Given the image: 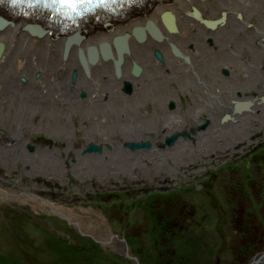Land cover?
Instances as JSON below:
<instances>
[{
  "label": "flooded vegetation",
  "instance_id": "1",
  "mask_svg": "<svg viewBox=\"0 0 264 264\" xmlns=\"http://www.w3.org/2000/svg\"><path fill=\"white\" fill-rule=\"evenodd\" d=\"M203 8L208 12L206 18H197L196 11L192 13L193 19L204 25L205 36L202 37L200 32L193 31L197 36V42L188 43L184 47L188 56L197 55L199 61L185 62V70L178 68L185 72H177L173 79L162 78L160 84L163 88H152L146 94L139 96L134 92L133 85L129 83L130 94H126V103L121 108L106 107L105 110H101L100 106L91 105L86 108L85 118L82 120L76 115L67 121L66 114L69 115L71 109L62 104L58 110L52 107L54 109L51 115L42 113L35 109L36 107L23 112L14 108H0V120L5 116H17L20 119L23 115L29 114L30 119L37 120L41 131L43 134L45 131V135L49 138L48 144L56 146L59 156H63L64 161L67 162L68 154H77L78 162L74 159L69 161L74 165L87 167L88 159H85L87 155L100 157L99 159L106 160L104 162L108 164L105 155H109L107 158L110 160L111 155L119 149L113 161L115 168L121 172L130 171L134 178L135 175L138 177L136 179L141 175L145 185L150 187L144 194H140L142 198L146 196V199L122 206V208L127 207L124 209L127 215L125 226L122 227L119 236L136 240L173 239L172 247H162L161 250L157 248L153 253L160 257L173 253L180 256L172 262L160 259L158 264H264V255L261 256L264 253V241L260 239L261 234L264 240V217L259 214L264 208L263 184L256 190L253 183L252 197L254 199L256 196L258 202L255 204L253 200L254 206L246 204V211L245 203L251 201H246L245 190L243 188L233 190V186L239 182L235 184L233 181V184H229L230 180H227L231 170H236L238 177L244 180L245 168L237 164L217 161L228 157L229 149L234 148L236 143H242L237 145V155L246 157L245 141L250 137L251 131L261 128L264 122V0H232ZM180 14L184 15L182 12ZM171 21L173 22V19ZM172 26L174 28V22ZM183 29L181 28V31ZM189 29L194 30L190 27ZM204 49L207 51L205 65L201 61ZM188 56L185 60H188ZM160 62L163 64L164 59L162 58ZM133 64L136 63L132 62L131 66ZM130 73L133 74L132 71ZM114 98L118 99L119 95H114ZM2 109L4 110L1 111ZM112 109L118 110V114L114 115ZM37 111L39 113H36ZM42 114L49 115L46 125L40 121L43 118ZM30 119H27L28 123L33 124ZM245 119L250 123L249 130L241 127ZM60 123L65 127H59ZM121 123L129 129V135L119 130ZM15 125L11 123L7 128H0V149H4L2 157L16 153V156H12L17 159L22 152L23 155L26 154L23 149L25 143L20 142L30 140V130L26 128L27 133L23 135L21 128ZM74 125L77 130L72 134L71 129ZM54 126L58 127L57 134L51 137L48 132ZM97 126L103 127V132L97 131ZM91 128L94 130L91 131ZM258 135L260 137L258 143H262L257 147L251 143L253 149L248 151L247 158L253 155L264 157V133ZM96 137L98 139H95ZM58 140L61 142L58 143ZM91 146L96 148L94 152L89 151ZM27 150L29 153L32 152L28 146ZM48 153L47 157L52 156ZM148 159H154L150 165ZM195 159L198 165H194ZM12 162L8 159L5 161L8 164ZM159 163L166 167L163 173L172 174L177 179L178 190L164 187L162 192L166 191V194L163 193L162 196L166 195L165 198L158 196L152 198L150 195L154 194V188L158 190L162 188L153 184L149 178L150 174L147 173L151 170L155 172L152 175L159 183L158 178L163 174ZM101 166V162H98L89 169L94 171ZM155 166L157 169H154ZM198 168L201 169V174L195 172ZM51 174L53 173L49 176ZM246 175L251 177L249 172H246ZM65 177L64 173L58 178ZM65 179L68 181L69 178ZM227 184L229 188H221L224 193L227 192L224 196L227 201L225 200V205L221 204L218 213L213 216L216 203L213 202L211 203L213 206L207 207L204 202L208 198L204 200L202 194L207 193L212 186L217 190ZM248 188L251 189L250 186ZM175 189L183 197L180 198L175 194L168 196ZM25 194L30 197L27 192L15 193L10 188L5 194L0 192V200L12 201L18 205L16 200ZM228 194L235 196V199L228 200ZM208 195L210 197H205L211 198V195ZM43 199L41 196L38 197L40 201ZM188 200H190L189 204ZM252 208H256L253 213ZM139 209L142 214L144 212L152 216L155 230H150L153 226L143 230L146 227L143 223L139 231L135 226L133 231L131 230L132 213ZM54 210H57V207H54ZM138 220L139 222H134L140 223L141 220ZM65 223L68 227L76 224L80 228L73 227L72 230L69 227V237H60L65 240L73 257L76 255L80 257L83 253L88 254L90 250L88 248L89 250L85 251V247L79 244V239L88 235L90 236L88 238H93L105 233L95 228L85 229L76 221ZM47 228L50 227L45 229ZM49 231L53 235L52 238L57 236L54 234V228ZM109 233L117 236L115 228ZM184 237L189 239V244L183 247L176 246L174 240ZM230 238L236 239L234 245L230 244ZM145 248L146 258L143 257L142 263L139 264H156L147 260L149 251L146 246ZM140 249L141 252L143 251L142 247H139L136 252ZM95 250L100 254L101 251ZM187 259L192 262L187 263ZM203 259L208 262L202 261Z\"/></svg>",
  "mask_w": 264,
  "mask_h": 264
},
{
  "label": "bare ground",
  "instance_id": "2",
  "mask_svg": "<svg viewBox=\"0 0 264 264\" xmlns=\"http://www.w3.org/2000/svg\"><path fill=\"white\" fill-rule=\"evenodd\" d=\"M8 1L0 0V108L23 112L36 107L51 115L52 107L58 110L62 104L71 109V115L66 114L68 121L76 115L81 120L85 118L86 108L91 105L100 106L101 110L121 108L128 93L122 89L124 83L132 84L134 92L141 96L152 88H163L160 84L162 78L173 79L177 72H185V62L199 60L197 55L188 56L184 47L197 42L193 31L205 36L204 25L193 19L192 12L196 11L197 18L203 19L208 15L204 6L232 0H83V3L77 2L79 12L85 13L77 22L80 24L71 23L64 27L61 25L63 21L54 16V9H46L54 2L57 5L58 0H38L39 4L17 0L13 6L8 5ZM95 1L98 5L92 4L89 13L81 11L85 4ZM112 2L117 7L111 9L114 17L109 18L107 14ZM97 16L107 20L99 18L97 21ZM169 17L173 19L174 28L173 22L167 20ZM187 23L194 30L191 31ZM81 24H85L83 28ZM135 26L140 27V40L130 34ZM181 28L184 29L181 31ZM119 38L126 39L125 45L115 46ZM187 56L188 60H185ZM162 58L163 64L160 62ZM206 59L204 49L203 65L207 63ZM132 62L136 64L131 66ZM73 73L74 80L71 79ZM103 94L109 95L105 97ZM113 94L119 98H114ZM113 109V114L117 115L118 110ZM49 115L42 114L40 121L46 125ZM59 127L65 126L60 123ZM120 127L123 134L129 135V129L122 123ZM57 129L54 126L48 134L52 137L57 134ZM75 130L76 125L71 129L72 134ZM99 130L103 132V127L97 126ZM3 150L0 149V156ZM115 154L109 161L115 160ZM20 155L18 160L23 161L25 157ZM86 158L88 168L98 162L105 163L95 155ZM8 160L18 162L14 156ZM51 164L44 161L33 166L31 171L59 170L52 168ZM61 175L53 173L50 176L58 178Z\"/></svg>",
  "mask_w": 264,
  "mask_h": 264
},
{
  "label": "rangeland",
  "instance_id": "3",
  "mask_svg": "<svg viewBox=\"0 0 264 264\" xmlns=\"http://www.w3.org/2000/svg\"><path fill=\"white\" fill-rule=\"evenodd\" d=\"M137 28L139 29L137 26L131 28L130 34H133V30ZM76 50L79 54L80 49L77 48ZM103 95L108 96L109 94ZM1 99L2 97L0 96V105ZM22 117L24 118L19 119L17 116H5L4 119L0 120V128H7L8 124L13 123L16 124L15 126L21 128L23 135L27 133L26 128L30 130V140L20 142L21 144L25 143L23 149L26 154H22V156L25 157L23 161H14L12 164L5 163L12 155L16 156V153L7 154L5 158L0 156L2 157L0 158V192L5 194V191L12 188V191L15 193L27 192L30 194V197L25 194L23 195L25 197L21 196L19 200H16L18 205L14 204L12 201L7 202L3 199L0 200V264H139L140 259L136 254H140L142 259L143 257L146 258L144 254L146 249L145 246L150 253L156 252L157 248L160 250L163 249L159 240L165 238H141L136 240L119 236L122 227L125 226V217L127 215V211L124 210L127 207L122 208V206L126 203L133 201L137 202L140 199L147 198L146 196L142 198L140 194H144L150 187L145 185L144 179L141 178L140 174L139 179H136L138 177L135 175L134 178L132 175L133 173L128 170L124 172L117 170L115 168V163H112L107 158L109 155H105L109 163H103L101 167L94 171L80 164L74 165L69 162L72 161V159L77 160L76 153L68 154L67 163L62 159L63 156H59L56 146L48 144L49 138L45 135V131L43 134L37 120L30 119L29 114L23 115ZM28 118L33 124L28 123ZM241 127L244 130L250 129L248 119H245L244 125ZM259 133H264V122L261 128L251 131L250 137L245 141L244 151L246 152V157L237 155V145L242 143H236L234 148L229 149L230 153L228 157H225L223 160H217L218 162L223 161L226 164L233 163L239 165L241 168H245V175H243L244 180L238 177L236 170L229 171L227 180H230L229 184H233V181L235 184L239 182V184L233 186V190L243 188L245 190V199L252 198L255 204L258 201L256 200V196L254 199L252 197V195H254L253 183L256 186V190L262 184L264 187V157L260 158L253 155L247 158V155L249 153L248 151L253 149L251 143L256 147L261 145L262 142L258 143L260 141ZM60 142L61 141L58 140V143ZM26 145L32 150L31 153L28 152ZM47 151H49V153ZM47 153L52 156L47 157ZM153 160L154 159H148L149 165ZM44 161L53 163L51 167H56L55 169L58 168L59 170L54 172H49L47 170L42 174L36 173L37 170L31 171L33 166L44 163ZM76 162H78V160ZM159 164L160 170L162 171L161 173H163L166 167L162 163ZM194 165H198L197 159L194 160ZM212 166H214V164H212ZM42 168L43 165L41 169ZM154 169H157V166H155ZM195 172L201 174V169L198 168ZM246 172H249L251 177H248ZM50 173L62 175L65 173L66 177L69 179L68 181H66V177L57 179L49 176ZM153 173L155 172L152 170L147 173L150 174L149 178L151 182L162 189L158 190L154 188L155 195L152 194L150 197L155 198V196H158L159 198H165L166 195L162 196V194L166 192H162L164 187H169V190L174 188L177 189L176 184L178 181L172 174H168L167 172L163 173L158 178L160 182L157 183L156 177L152 175ZM231 174L234 175L231 176ZM229 184L223 185L217 190H214L212 186L207 193L202 194L204 200L207 198L209 199L204 202L207 207L213 206L211 204L213 202L216 203V210L212 212L213 216L218 213L217 211H219L221 204L225 205L227 199H225L224 196L227 192L224 193L221 188H229ZM248 186H250L251 189H249ZM263 187L262 191L264 193ZM176 189L170 192L168 196L174 194L179 195L178 189ZM191 192L194 193L195 190H191ZM208 194L211 195V198H209L210 196ZM39 196L46 200H38ZM181 197L183 196H180V198ZM227 197L228 200L235 199V196L231 194H228ZM187 202L189 204L190 200ZM246 204L248 203H245L247 211ZM54 207H57V210H54ZM129 208L130 206H128V209ZM61 210L67 214V217ZM255 210L256 208H252L251 212L253 213ZM225 211L227 212V210ZM259 214L264 217V208L261 209ZM132 215L133 220L130 218L132 220V231L133 226L139 231L141 223L146 225L143 230L153 226V218L150 214L144 212L142 214L139 209L133 212ZM138 219H140L141 222L135 223L134 221L139 222ZM69 221H76L81 224V226L85 227V229L95 228L99 231H105V233L97 237L88 238L90 237L88 235L84 236L85 238L83 239H79V244L85 247V251L90 249L88 254L83 253L80 257L77 255L73 257L71 255L72 251L69 250L68 245L65 244V240L60 238L69 237V227L72 228V230L74 229L73 227L79 228L76 224L68 227L65 222ZM46 227L50 228L45 229ZM154 227L155 225L151 227L150 230H155ZM52 228H54V234L57 235L53 238V235H51L49 231V229ZM112 228H115V234H117V236L109 233ZM233 235L229 236L232 237ZM155 239L159 246L155 244ZM176 239L177 240L174 241L180 247H183V245L180 244H182L186 238ZM260 239L264 241L261 234ZM229 242L234 245L236 239L232 238L231 240L230 238ZM185 245H187V243ZM139 247H142L143 251L137 253L136 249ZM153 248L156 249L154 250ZM95 249H98L102 253L104 252L103 255L98 254ZM126 249L128 250V259L124 256ZM201 254L202 253H199V255ZM166 255L169 256L168 254ZM202 261L208 262L206 259ZM186 262L191 263L192 261L187 259Z\"/></svg>",
  "mask_w": 264,
  "mask_h": 264
},
{
  "label": "trees",
  "instance_id": "4",
  "mask_svg": "<svg viewBox=\"0 0 264 264\" xmlns=\"http://www.w3.org/2000/svg\"><path fill=\"white\" fill-rule=\"evenodd\" d=\"M246 201H251V202H247L249 205L250 204H252V206H254V203L252 202V198H248V199H246ZM250 207V206H249ZM155 241V244L156 245H158V243H157V240L155 239L154 240ZM159 242H160V245H162V247H172V245H173V239H160L159 240ZM189 244V239H186V240H184V242L182 243V244H180V245H185V244ZM159 246V245H158ZM176 246H179L178 244H176ZM140 251H141V249L137 252V253H140ZM146 253V251L144 252V254ZM100 254L101 255H103L101 252H100ZM138 256H139V259H140V262H141V260H142V257H141V255L140 254H137ZM164 257H160V256H158V255H156L155 253H153V252H148V259L147 260H149L150 262H152V263H156V264H158L157 262L160 260V259H163V261H170V262H172V261H174V259L177 257V256H180L179 254H176L175 255V253H173L172 255H169V256H167L166 254H164L163 255ZM169 257V258H168ZM142 263V262H141Z\"/></svg>",
  "mask_w": 264,
  "mask_h": 264
},
{
  "label": "water",
  "instance_id": "5",
  "mask_svg": "<svg viewBox=\"0 0 264 264\" xmlns=\"http://www.w3.org/2000/svg\"><path fill=\"white\" fill-rule=\"evenodd\" d=\"M167 20H169V21H171L172 20V18L171 17H169ZM140 29V28H139ZM140 31V30H139ZM33 32V31H32ZM133 35L134 36H137L136 37V40H140L139 38H140V35H138V28L137 29H134L133 30ZM125 38V37H124ZM120 39V40H119ZM119 39H117V44H115V46L116 45H125V43H124V41L126 40V39H123V38H119ZM84 68L86 69V66H84ZM86 72H87V69H86ZM73 78H72V80H74V79H76V77H75V74L73 73ZM123 90L125 91V92H130V90H131V86H130V84L129 83H124V85H123ZM96 150V148L95 147H89V151L90 152H94ZM127 253H128V250L126 249V257H128V255H127ZM264 255V253L261 255V256H263ZM260 256V257H261ZM129 258V257H128Z\"/></svg>",
  "mask_w": 264,
  "mask_h": 264
},
{
  "label": "snow or ice",
  "instance_id": "6",
  "mask_svg": "<svg viewBox=\"0 0 264 264\" xmlns=\"http://www.w3.org/2000/svg\"><path fill=\"white\" fill-rule=\"evenodd\" d=\"M80 3H83V0H79ZM103 2V0H101ZM61 6H69L73 11H76L77 8V0H59ZM87 11V9H85Z\"/></svg>",
  "mask_w": 264,
  "mask_h": 264
},
{
  "label": "clouds",
  "instance_id": "7",
  "mask_svg": "<svg viewBox=\"0 0 264 264\" xmlns=\"http://www.w3.org/2000/svg\"><path fill=\"white\" fill-rule=\"evenodd\" d=\"M17 2V0H11L12 4H15Z\"/></svg>",
  "mask_w": 264,
  "mask_h": 264
}]
</instances>
